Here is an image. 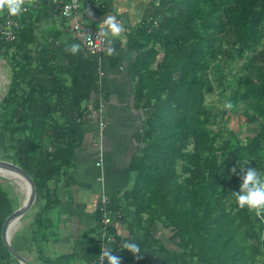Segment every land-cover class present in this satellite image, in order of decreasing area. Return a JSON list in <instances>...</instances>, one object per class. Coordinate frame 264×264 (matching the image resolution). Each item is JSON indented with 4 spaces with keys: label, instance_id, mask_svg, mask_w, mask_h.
<instances>
[{
    "label": "trees",
    "instance_id": "obj_1",
    "mask_svg": "<svg viewBox=\"0 0 264 264\" xmlns=\"http://www.w3.org/2000/svg\"><path fill=\"white\" fill-rule=\"evenodd\" d=\"M166 1L157 25L151 19L128 41L136 52L128 67L136 107L145 118L136 134L142 148L129 165L133 183L108 206L112 218L123 207L135 215L117 218L129 234L110 247L128 240L141 246L139 258L122 248L116 254L121 264H264V216L238 205L233 192L241 180L230 173L239 162L264 172V0ZM3 3L0 22L8 13ZM36 30L34 21L24 19L16 40L0 43L11 71L0 153L34 183L41 205L30 240L39 261L96 264L99 211L87 232L91 237L76 241L69 255L50 259L44 243L58 231L60 178L69 173L90 125L85 103L98 87V68L81 47L67 49L59 63L54 46L39 41ZM235 60L243 63L230 81L220 62ZM215 88L223 105L216 113L205 105ZM239 106L245 123L260 128L243 142L223 127L224 117ZM11 190L0 184V264L12 257L2 240L3 224L15 211ZM157 224L178 241L177 250L154 235Z\"/></svg>",
    "mask_w": 264,
    "mask_h": 264
},
{
    "label": "crops",
    "instance_id": "obj_2",
    "mask_svg": "<svg viewBox=\"0 0 264 264\" xmlns=\"http://www.w3.org/2000/svg\"><path fill=\"white\" fill-rule=\"evenodd\" d=\"M25 1L30 11L23 16V25L24 19L34 21L39 41L51 43L56 60L64 63L65 52L75 43L69 33L70 21L62 18L57 11L53 14L49 0ZM166 3V0H81L79 19L83 24L103 30L106 18L115 16L124 25V31L111 45L115 48L114 52H107L101 57L92 56L94 65L102 72L99 84L104 94L105 129L100 139L97 122H90L84 130L83 142L75 152L69 173L60 178V207L54 214L59 216L57 230L62 235L57 243L70 246L61 255H69L76 241L82 237H91L87 232L97 224L101 196L105 194L112 200L133 183L129 165L142 148L137 143L136 134L142 129L145 111L136 107L128 70L136 52L130 49L128 41L138 28H144L148 21L155 19ZM96 99L93 95L85 106H96ZM100 155L102 162L97 165ZM119 213L129 220L135 215L132 209L125 207ZM110 234L116 239H124L129 233L115 217L112 218ZM71 262L80 264L74 260Z\"/></svg>",
    "mask_w": 264,
    "mask_h": 264
},
{
    "label": "rangeland",
    "instance_id": "obj_3",
    "mask_svg": "<svg viewBox=\"0 0 264 264\" xmlns=\"http://www.w3.org/2000/svg\"><path fill=\"white\" fill-rule=\"evenodd\" d=\"M2 14V13H1ZM5 14V13H4ZM10 56H3L0 54V73L3 74L4 84L2 87V97H0V132L5 136H7V133L5 131V123L8 119V116L5 114V109H3V98L6 96L9 85H10V78H11V71H10ZM243 62L240 61H232V62H220V65L222 66V74L223 76H226L228 80L232 81V76L236 73L239 74V67L242 65ZM213 73H217V71H213ZM236 74V75H237ZM210 79L213 78V74L209 76ZM6 83V84H5ZM216 83L214 82L213 85ZM220 90L218 88H215L214 91L211 94L206 95L205 98V105L207 108L211 109L212 112L216 113L220 111L223 108L222 103L219 100L218 92ZM223 127L227 130H233L237 134V139L240 142H243L245 137L253 136L255 135L259 128L258 123H245V117L242 113L241 106L238 107L237 111L234 113H229L226 115L223 119ZM7 153H0V161H8L6 159ZM231 161V159H229ZM11 162V161H8ZM12 163V162H11ZM14 164V163H13ZM249 168V167H248ZM8 180L0 178V184L5 186V188L12 189L11 192L9 191V199L11 200V203L15 207V210H17L19 207H21L23 203L24 196L21 195L22 193L19 192L13 184H10L7 182ZM40 200H37L35 197L34 203L32 204L31 208L28 210V212L22 216L18 223V229L14 233L12 237V246L13 248L21 254L27 262L31 264H44L42 262H39L38 260V250L37 247L34 245V243L31 242L30 237L32 233H35V224H33L34 220L36 219L37 214L39 213L40 208ZM61 221V220H60ZM58 228V226H57ZM51 230L49 232V236L51 233H53ZM154 235L159 238L163 244L167 248L171 249H178L177 243L178 241L176 239H173L172 234L169 232V230H165L162 228L159 224H157V228L153 231ZM46 235V234H45ZM60 235L62 233L57 231L56 235H53V237H50V239L44 243V250L46 256H48L50 259H56L60 257L62 253L70 249L69 244L67 246L58 244V240ZM48 236V237H49ZM56 237V238H55ZM56 241V242H55ZM42 247V245H41ZM64 250V251H61ZM10 264H20V262L15 259L14 257H11Z\"/></svg>",
    "mask_w": 264,
    "mask_h": 264
},
{
    "label": "built area",
    "instance_id": "obj_4",
    "mask_svg": "<svg viewBox=\"0 0 264 264\" xmlns=\"http://www.w3.org/2000/svg\"><path fill=\"white\" fill-rule=\"evenodd\" d=\"M49 8L50 11L54 14L56 11L59 15L70 21L69 25V33L73 41L78 43L80 47L85 50L90 56L101 57L108 52V48L111 47L109 45L103 35V31L101 28L92 27L86 24H83L80 19V11H81V0H49ZM30 11V7L28 6L27 2L23 0V12L19 15H11L8 13L3 22L0 25V43H13L18 33L23 27V16L28 14ZM153 25H157L156 19L153 20ZM102 72L98 69L99 77ZM94 95L98 99L97 105L93 106H85L86 111L84 115L88 120L91 122L95 121L98 124V136L101 139L104 129H105V122H104V94L103 91L100 89V84L98 81V87L94 93ZM96 99V100H97ZM99 163L102 162V156L100 155ZM110 203V198L103 194L101 196V219L99 222V244H100V251L99 257L96 264H104L106 262L105 258L101 253L105 250L106 247H110L112 244H116L117 239L111 236L110 234V225L112 223V216H110L108 206ZM115 217L119 218L121 214L119 212L114 214ZM120 247V246H119ZM118 247V248H119ZM113 249L115 254H121V249Z\"/></svg>",
    "mask_w": 264,
    "mask_h": 264
},
{
    "label": "clouds",
    "instance_id": "obj_5",
    "mask_svg": "<svg viewBox=\"0 0 264 264\" xmlns=\"http://www.w3.org/2000/svg\"><path fill=\"white\" fill-rule=\"evenodd\" d=\"M3 7L11 15H19L23 12V0H4ZM106 27L102 30L104 38L109 45L114 44V40L120 37L124 31V25L115 16H109L105 20ZM80 48L78 43L70 47V51L76 52ZM115 51L114 47H109L108 52ZM230 106V105H229ZM223 162V161H222ZM248 162H239L238 167L230 169V173L240 177L241 183L238 191L233 192L236 202L242 208H247L259 216H264V172L255 168H247ZM123 249H127L139 258L143 254L141 246L134 240L124 242ZM107 264H121V258L113 252V248L106 247L101 253Z\"/></svg>",
    "mask_w": 264,
    "mask_h": 264
},
{
    "label": "water",
    "instance_id": "obj_6",
    "mask_svg": "<svg viewBox=\"0 0 264 264\" xmlns=\"http://www.w3.org/2000/svg\"><path fill=\"white\" fill-rule=\"evenodd\" d=\"M6 168L13 170L14 172L18 173L22 178H24L27 182V185L29 186V194L27 195V198L25 202L19 207L17 210H15L4 222L2 227V240L5 246L8 248L9 253L12 257L17 259L20 263L23 264H31L26 261V259L19 254L12 246V235L17 231L18 225L11 228V225L14 221L19 223V220L22 216H24L28 210L31 208L32 204L34 203L36 192H35V186L31 179V177L22 170L18 165L13 164L8 161H0V168Z\"/></svg>",
    "mask_w": 264,
    "mask_h": 264
},
{
    "label": "bare ground",
    "instance_id": "obj_7",
    "mask_svg": "<svg viewBox=\"0 0 264 264\" xmlns=\"http://www.w3.org/2000/svg\"><path fill=\"white\" fill-rule=\"evenodd\" d=\"M3 78V74L0 73V97H2V87L4 84V79ZM6 84V83H5ZM0 178L8 180L7 182H9L10 184H13V186L19 191L21 192L24 196V201L25 202L27 195L29 194V186L27 185V182L24 178H22L18 173L14 172L13 170L10 169H6V168H0ZM22 203V204H23ZM18 225V223L16 221H14L11 225L12 227H15ZM13 237V235H12ZM12 240V238H11ZM23 264V263H20Z\"/></svg>",
    "mask_w": 264,
    "mask_h": 264
}]
</instances>
